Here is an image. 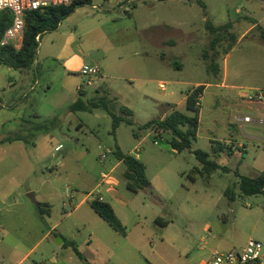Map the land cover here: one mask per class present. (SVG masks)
Masks as SVG:
<instances>
[{
    "label": "rangeland",
    "instance_id": "obj_1",
    "mask_svg": "<svg viewBox=\"0 0 264 264\" xmlns=\"http://www.w3.org/2000/svg\"><path fill=\"white\" fill-rule=\"evenodd\" d=\"M200 1L204 7L186 0H134L131 15L103 0L77 9L62 22V30L75 33L70 47L84 65L89 60L106 74L103 80L89 77L96 80L87 86L86 97L79 95L77 87L82 81L86 84L87 77L67 72L66 61L60 59L67 41L58 32L42 36L31 69L13 70L0 64V141L19 135L29 140V144L0 145V264H18L24 258L21 264H201L215 248L241 251L250 240L264 246V197L244 196L238 185L240 176L256 177L264 170V124L251 121L259 118L258 111L247 113L251 120L243 122L242 128L233 120L230 137L227 123L234 110L230 103H236V98L228 89L212 86L204 94L200 113L182 107L191 116L200 114L191 150L174 153L167 135L161 139L142 128L162 116L146 94L181 102L196 83L211 82L208 66H223L227 54L229 69L239 75L243 86H264V5L259 0ZM99 3L103 11L92 8ZM210 24L230 27L217 47L210 43L214 37L207 28ZM253 24L258 26L252 28ZM215 52L220 55L212 56ZM174 63L182 64L183 70ZM159 82L167 83L165 92ZM101 88L106 90L101 97L113 101L118 115L122 107L133 113L122 116L134 124L122 123L115 135L105 110L69 111L77 97L87 103ZM79 122L85 124L81 129ZM227 138L245 144V152L243 148L232 155L226 149L212 151L213 146L225 145ZM116 146L138 155L146 175L152 178L159 173L167 187L163 193L153 189L135 193L127 188L123 165L111 172L117 194L111 196L107 187L102 188L107 201L116 211L128 212L129 226L137 222L132 211H142L143 219L147 218V237L142 244L138 239L133 242V253L126 259L122 251L113 253L117 247L112 242L91 245L85 224L95 228L101 220L89 203L76 208L101 172L113 168L112 154L106 160L100 155ZM196 150L209 152L220 168L202 174ZM68 188L73 200L66 195ZM229 188L236 193L234 202L225 196ZM29 193L35 194L38 205ZM156 216L171 221L164 237L175 247L161 244L162 232L153 224ZM58 239L67 245H59Z\"/></svg>",
    "mask_w": 264,
    "mask_h": 264
},
{
    "label": "trees",
    "instance_id": "obj_2",
    "mask_svg": "<svg viewBox=\"0 0 264 264\" xmlns=\"http://www.w3.org/2000/svg\"><path fill=\"white\" fill-rule=\"evenodd\" d=\"M165 1V0H159ZM188 2H199L200 0H186ZM91 0H78L69 6H57L46 7L39 11L28 12L25 19V31L19 47L14 45H0V64L13 69V70H29L36 64V56L39 49V42L36 41L37 36H42L46 33L55 32L58 30L61 23L69 18L77 8L90 5ZM204 7V5L201 3ZM208 23V22H207ZM12 24V15L9 11H3L0 13V43L3 39L5 31ZM210 33L214 36L211 40L212 46L216 44V47L222 42V34L226 32L230 27L229 25L223 26H207ZM261 36L264 40V29H261ZM230 46L228 51L231 50ZM218 56L220 53H213L212 56ZM209 72H215L218 70L216 64L212 63L208 66ZM204 87L200 86L194 89L187 98V111H194L199 113L200 107L196 105L197 97L202 94ZM96 109L105 110L112 118V135H115L116 130L122 123L133 125L134 123L126 119L131 117L133 113L126 107L121 108V114H117V107L113 101L107 97H95L85 103L81 98L77 99L69 106V111L72 113L77 112H92ZM37 128L42 129L43 126ZM144 130L152 131L156 137L162 139L163 135L169 137L168 143L177 153H181L186 150H191L193 143L197 140L198 128H199V114L191 116L188 112L179 110H173L163 119H153L147 122L143 127ZM23 141L29 144L28 137L19 135L15 137L7 138L0 141V145L7 142ZM228 150L231 153V148L224 144L213 146V152H219ZM195 157L198 159L202 166V174L210 175L220 168L219 164L210 159V153L202 150L194 151ZM113 160L121 162L125 167L123 177L127 181V188L135 193L139 191L149 189L151 190V181L146 175V166L138 158L124 153L119 146H116L112 150ZM227 170L224 168V171ZM239 189L244 196H257L262 195L264 197V170L261 171L256 177L240 176L238 179ZM234 188V187H233ZM233 188H229L225 191V196L230 202H234L236 199V193ZM152 192V191H151ZM92 210L109 226L120 234L126 233L125 226L121 223L117 217L113 207L106 201H100L98 199L88 201ZM65 245V244H64ZM75 253L81 257L79 251L76 248L75 243H70Z\"/></svg>",
    "mask_w": 264,
    "mask_h": 264
},
{
    "label": "crops",
    "instance_id": "obj_3",
    "mask_svg": "<svg viewBox=\"0 0 264 264\" xmlns=\"http://www.w3.org/2000/svg\"><path fill=\"white\" fill-rule=\"evenodd\" d=\"M126 1L127 0H124L121 4L112 5V6H113V8L123 9V12L125 14L131 15L132 14L131 8H133V6H135L136 4L134 5V0H131L129 7H127L128 4L126 3ZM92 2H93V0H91V4H92ZM93 6L101 7V9L97 10V11H103V7L100 3L97 5L96 4L92 5V8H93ZM79 8H81V7H79ZM79 8H77V9H79ZM70 18H72V15L69 18H67L65 20V22L70 20ZM62 26H63V24L61 23L58 30H56L55 32H58L56 34H60V35L63 34L62 36L65 35V39L67 41L66 44L64 45L63 50H62L63 55L60 57L61 60L64 59V61H66L65 62V70L69 73L79 74L81 76H86L85 74L82 73V70L85 66H87L89 64L92 65V64L88 60L86 62V64L84 65L83 60L79 56V54H76V52L71 49L70 46L73 43L74 39L76 38L75 33L74 32H66V31H64V29L62 30ZM256 26H258V25L253 24L252 28H255ZM60 27H61V29H60ZM126 29H129V28H126ZM246 33L247 32H245L241 36V38L244 37L246 35ZM40 40H41V38H40ZM229 56H230V54H227L225 56L223 66L220 67L219 65L216 64L218 67V70L215 72H213V71L211 72V73H213V77L210 78V80H211L210 83H202V82L196 83L194 88L188 94H186L183 101H181V102H173V101H169V100H163L161 98H156L155 96H152L151 93L146 94L145 96L152 99L156 103V106L162 110V116L159 118H154V119H163L168 114H170L173 110H179V111L186 112L185 110L187 108L188 95L194 89H196L200 86L204 87L202 97H201V102H200V109H201L203 106L204 94H205L207 88L213 86V87H216L219 89H228L230 96L234 95L236 98V103H233V104L230 103V105L234 107V110H233L232 114L229 115V118H228L227 128H228L229 132L227 135H229L231 137L230 130L234 128L233 120L238 122L241 128H242L243 122H249V121H245L246 117H248L249 120H251L250 116L247 114L249 111H253V110L258 111V117L259 118L254 119V120L252 119L251 121H255L257 123L264 124V113L261 112V111H263V108L261 107L262 105L248 104L241 97V90L242 89H245V88L264 89V86H259V84H253L251 86H243L239 75L237 74L235 77V74H233L232 71L229 69V65H228ZM96 66H98V65H96ZM174 66H175V68H177V70H183V68H184L183 65L179 64V63H174ZM98 67L100 68V66H98ZM105 76H106V74H104V70H102L100 68V73H99L98 77H95V78L99 79V80H103ZM86 77H87V81H89L88 79H90V78L88 76H86ZM95 78H94V80H92V82L96 80ZM87 83L85 84V81H82V82H80L79 86L77 87V90H78V93L80 96L86 97L88 95L87 86H91L92 84L87 85ZM175 83L178 84L180 82L176 81ZM166 85H167L166 82H159V89L165 92L167 90ZM105 92H106V90L104 88L96 89L95 95H93L91 99H93L95 97H101V95H103ZM164 95H166V94H164ZM77 99H79V98L77 97L75 100H73V102H75ZM183 106H184L185 110H183L184 109V108H182ZM181 108H182V110H181ZM84 125L85 124L83 122H79L77 124V127H78V129H81ZM199 125H200V116H199ZM223 143H225V145L228 146V148H231V153H230L231 155L237 154V149H239V148L240 149L243 148L244 152H245V144L240 143L235 138L234 139L233 138H227L226 140L224 139ZM172 150L174 153H177L174 149H172ZM219 152H222V151H219ZM136 158H139V156L137 155ZM113 164H114V166L110 171L101 172V174L99 176V180H97V183H96V185L92 191L97 189V187L100 185V182L102 181V175L103 174H105V173L111 174V172H113V170L116 167L122 166L121 162H116L115 160H113ZM148 178L151 181V189L155 190L158 193H163V192L167 191V187L161 181L159 173H156L155 176L152 178L151 177H148ZM116 185H117V182L114 178H112V176L102 185L101 195L104 197L106 202H108V201H107L106 197L104 196L105 194L103 193L102 188L107 187L106 193L111 195V196H114L117 194ZM66 195L69 198V200L74 199V197L72 195H69V194H66ZM84 203H88V201L86 200V195L84 197H82V199L80 200L78 205H76V208H79ZM108 203H110V202H108ZM70 206H72V205H70ZM111 206L113 207V209H114L117 217L121 221V223L125 226V228H126L125 234L122 235V234L116 232L115 230H113L109 226V224L107 222L103 221L95 212L94 213L98 216V218H100L101 221H99V222L96 221V227L95 228L92 227L88 222H86L87 224H85V228L90 233V237L92 239L91 245H93L96 241L101 242L103 244H104V242L106 243V241L112 242V244H114L117 247V250L113 253L117 254V253L122 251L124 258L126 259V258L130 257V254L133 253L132 248H135V244H134L135 242L134 241L138 239L140 244H142V242L144 241V238L147 237V234L145 233V230H144L145 229V222L147 221V218L144 216V219H143L142 211H132V214H133V216L137 222L133 226H129L130 216H129L128 212L127 211H116V208L112 204H111ZM153 219H154L153 224H154L156 230H158L159 233L162 232V236H160L161 244H168L170 246L172 245V247H175L174 244H171V242L169 240H167L166 237H164V232L171 225V221L164 220L160 216H156ZM134 232H135V234H134ZM49 235H50V232L46 234L45 238ZM54 238H57L56 235ZM60 238H62V237H60ZM58 243H59V245H62V246L67 245V242L64 239H58ZM109 246H112V245H109ZM140 247L141 248H139V249H142V250L145 249L141 245H140ZM111 256L113 257V254ZM112 257L109 261L112 260ZM23 260H21V261H23ZM21 261L18 264H21L22 263ZM47 264H54V261H50ZM103 264H106V263L104 262Z\"/></svg>",
    "mask_w": 264,
    "mask_h": 264
},
{
    "label": "built area",
    "instance_id": "obj_4",
    "mask_svg": "<svg viewBox=\"0 0 264 264\" xmlns=\"http://www.w3.org/2000/svg\"><path fill=\"white\" fill-rule=\"evenodd\" d=\"M78 0H0V13L3 11H9L12 15V24L5 31L3 39L0 43L1 46L14 45L19 47L24 37L25 31V19L28 12L39 11L46 7H57V6H69ZM111 5H119L124 0H104ZM264 5V0H259ZM126 3H131V0H127ZM95 10H100L101 7L93 6ZM37 42H40V36L36 38ZM82 73L86 76L92 78L98 76L100 73V68L94 65H87L83 68ZM92 84V79H90L87 85ZM202 94L197 97L196 105L200 107ZM241 97L248 104L264 105V89H251L245 88L241 90ZM245 121H249L246 117ZM108 154H112V151L102 153L100 155L101 160H106ZM111 177L110 173H105L102 175V181L100 185L94 191L87 193L86 200H100L105 201L104 197L101 195L102 185ZM67 194H70V189L66 190ZM209 228H207L208 231ZM210 239L213 237L210 236ZM263 244L257 240H250L246 246L241 251H225L218 248L212 249L210 258L208 260H203L201 264H264V254H263ZM47 264V263H42Z\"/></svg>",
    "mask_w": 264,
    "mask_h": 264
},
{
    "label": "water",
    "instance_id": "obj_5",
    "mask_svg": "<svg viewBox=\"0 0 264 264\" xmlns=\"http://www.w3.org/2000/svg\"><path fill=\"white\" fill-rule=\"evenodd\" d=\"M28 198L32 201V203H33L34 205H38V202H37L36 199H35V194H34V193H29V194H28Z\"/></svg>",
    "mask_w": 264,
    "mask_h": 264
}]
</instances>
